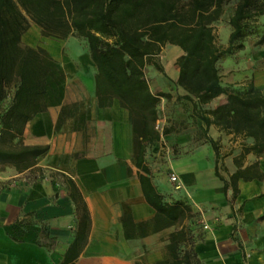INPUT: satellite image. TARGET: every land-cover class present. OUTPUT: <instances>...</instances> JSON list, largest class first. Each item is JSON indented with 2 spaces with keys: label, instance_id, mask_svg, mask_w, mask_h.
Instances as JSON below:
<instances>
[{
  "label": "crops",
  "instance_id": "crops-1",
  "mask_svg": "<svg viewBox=\"0 0 264 264\" xmlns=\"http://www.w3.org/2000/svg\"><path fill=\"white\" fill-rule=\"evenodd\" d=\"M22 44L49 52L61 64L67 83L60 106L51 107L30 121L14 120L7 127L11 132L8 145H47L50 150L33 169L19 173L6 166L0 171V264H63L73 245L76 258L72 264L162 261L167 257L170 234L191 219L152 232L156 211L144 197L139 174L147 176L168 203H172L166 195L170 187L164 179L152 178L145 163L146 153L144 166L148 174L137 168L133 126L129 112L119 100L100 106L97 70L85 41L76 43L83 45L82 49H72L67 47L68 39L46 38L33 24L23 35ZM173 47L178 59L183 51ZM253 58L257 59L255 63L240 65L239 72L230 79L221 77L223 85H242L252 78L253 66L262 67L255 73L254 83L264 94V53H254ZM163 70L157 72L150 85L154 94L170 95L161 97L159 117L160 110L171 109L170 115L184 127L181 132L163 136L147 151L161 148L166 140L173 147L179 144L186 150L193 149L172 166L184 183V190L179 192L183 199L178 201L191 204L184 198V192L190 194L217 218V229L194 245L199 260L205 264H264V154L257 157L248 153L242 158L244 145L238 147L237 140H246L245 146H250L253 139L234 138L195 118L193 104L183 98L185 92L177 86L178 66L172 73L164 66ZM162 74L168 79L163 80ZM225 101L226 96L222 95L205 108L214 109ZM191 121L196 128L188 125ZM197 134L204 139L202 152L193 145ZM211 140L216 143L218 154ZM231 144L233 152L229 153L226 150ZM62 156L72 157L68 167L50 166L48 158ZM237 160L242 169L257 163L263 178L240 180L234 197L232 188L225 193L224 182L216 177L215 168L223 165L222 176L229 181L238 171ZM50 170L61 175L52 176ZM192 210L194 213V207ZM124 218L132 227L133 238L126 237ZM141 224L149 225L145 236L138 227Z\"/></svg>",
  "mask_w": 264,
  "mask_h": 264
},
{
  "label": "trees",
  "instance_id": "trees-1",
  "mask_svg": "<svg viewBox=\"0 0 264 264\" xmlns=\"http://www.w3.org/2000/svg\"><path fill=\"white\" fill-rule=\"evenodd\" d=\"M231 1L0 0V167L11 166L22 173L33 169L49 153L47 145H8L11 132L7 127L14 120L30 121L49 108L60 106L65 98L67 75L61 64L45 49L22 44L30 22L46 38L66 40L73 36L85 41L97 70L99 104L108 106L117 99L129 112L136 166L145 174H148L144 166L147 148L171 132L163 129L160 133L156 129L161 97L170 95L154 94L145 72L150 60L160 56L167 45L183 51L177 60V86L185 92L183 98L193 104V116L207 127L215 126L234 138L253 139L252 145H244L242 158L248 153L263 155V90L253 82L247 86H224L219 63L244 50L253 24L264 17V0L238 1L229 19L231 33L224 46L217 41L216 23ZM263 44L264 34L258 42ZM154 66L164 72L161 65ZM12 87L11 101L3 107ZM222 95L226 96L224 103L214 109L205 108ZM211 144L218 154L216 143L211 140ZM236 163L238 171L229 181L220 174L218 165L215 168L216 177L224 182L225 193L232 188L234 197L240 180L263 178L257 163L244 169L239 160ZM139 180L147 203L156 211L152 232L193 218L190 205L182 201L168 203L147 176L139 174ZM123 224L127 228L126 237L133 238L135 234L126 218ZM148 226H138L144 236L149 233ZM194 242L193 230L183 226L170 234L167 257L156 264H201ZM74 252L73 245L63 264H72Z\"/></svg>",
  "mask_w": 264,
  "mask_h": 264
},
{
  "label": "rangeland",
  "instance_id": "rangeland-1",
  "mask_svg": "<svg viewBox=\"0 0 264 264\" xmlns=\"http://www.w3.org/2000/svg\"><path fill=\"white\" fill-rule=\"evenodd\" d=\"M239 0H232L229 5H227L225 9V13L221 20L216 23V35H217V41L220 45L227 46L228 39L227 36L231 33V27L229 26V19L230 16L233 13V10L235 6L237 5ZM33 25L32 22H30V26ZM264 34V17H261L258 19L257 23L253 24L252 26V33L245 39V48L244 50L237 52L235 55L225 58L221 60L219 63V70L221 77L224 79H230L233 75L239 72V66L243 65L244 63L251 62L255 63L257 61L256 58H253L254 53H264V44L258 45L259 40ZM69 40V45L67 47L72 49H79V45L76 43H79V41H84L81 38L77 37H69L67 38ZM83 47V45H82ZM81 47V49H82ZM244 53V54H242ZM177 53H175V48L171 45H167L162 50L160 56L156 58H152L150 60V64L147 66L145 72L146 77L148 81L151 82L155 81V77L160 74V72L157 70V68L154 66V64H159L162 67L164 66V69L167 68L170 73L175 70L177 66ZM241 63V64H240ZM252 71V78H248V80L244 81L242 83V86H247L251 82L254 83V75L257 73V71H262L263 68L261 67H255L253 66ZM256 71V72H255ZM157 72H159L157 74ZM163 77V80L168 79L165 74L161 75ZM166 77V78H165ZM165 78V79H164ZM255 84V83H254ZM263 90V89H262ZM14 94V88L12 87L9 90V96L6 99V101L3 103V107H6ZM171 109L167 112L166 110H160V122H157L159 124V132L162 133L163 129H169L171 132H181L183 130V123L179 120H175L172 115H170ZM187 123V121H185ZM188 125L193 126V128L197 127L196 123L191 121L188 123ZM165 136V135H164ZM200 135H196L194 138L193 145H195V148L201 151V146H203L204 139L203 137H199ZM163 137V136H162ZM237 146L240 147L242 145H245L247 143L246 140H237ZM179 144H176L175 147L172 146V144L166 140V142L162 145L161 148L155 149L154 151L150 150V153L148 151L146 152V159L145 163L148 166L149 172L152 175V178L157 179H164L166 181V185L170 187L169 192L166 195H169V198L172 203L175 201H178L179 199H183L182 194L179 192L181 190H184V183L179 175V173L173 168L172 163L175 160H178L184 155H188L192 152L193 149L186 150L184 147L180 146ZM234 145V144H233ZM233 145L231 144L229 148L226 150L229 153H232L233 151L231 148H233ZM199 152V151H198ZM202 152V151H201ZM148 155V156H147ZM240 157V156H238ZM72 157H50L48 158L50 166L62 168V167H68L69 162ZM0 169H4L0 167ZM223 165H219V172L222 175L223 173ZM52 176H59L61 175L59 172L55 170H50ZM159 174V176H155L154 174ZM172 174H175L178 176V182L174 183L171 182L170 176ZM176 192V193H175ZM175 193V194H174ZM175 195V196H174ZM190 194H187L184 192V198L186 201H190L192 204V207H194V216L191 219V221L187 222V225L189 228L193 230V238H194V245L198 242H202L206 239L207 235L209 233H212L215 229H217L218 224H216V216L212 212H206L204 208H202L196 200L194 201V197ZM191 204L188 203V205L191 206ZM237 224H239V221L235 219ZM236 224V225H237ZM205 227H208L207 229ZM185 246V244L183 243ZM182 245V246H183ZM183 246V247H184ZM189 249V246H186ZM246 260V259H245ZM201 264H205L202 263Z\"/></svg>",
  "mask_w": 264,
  "mask_h": 264
},
{
  "label": "built area",
  "instance_id": "built-area-1",
  "mask_svg": "<svg viewBox=\"0 0 264 264\" xmlns=\"http://www.w3.org/2000/svg\"><path fill=\"white\" fill-rule=\"evenodd\" d=\"M156 129L159 131V124H158V123H157V125H156ZM170 180H171V182L176 183V182H178V176L175 175V174H172V175L170 176ZM205 228L207 229L208 227H205Z\"/></svg>",
  "mask_w": 264,
  "mask_h": 264
}]
</instances>
